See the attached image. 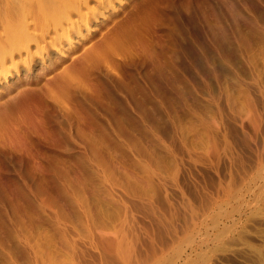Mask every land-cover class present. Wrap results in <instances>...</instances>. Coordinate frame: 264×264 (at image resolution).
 I'll list each match as a JSON object with an SVG mask.
<instances>
[{
    "label": "rangeland",
    "instance_id": "374dc122",
    "mask_svg": "<svg viewBox=\"0 0 264 264\" xmlns=\"http://www.w3.org/2000/svg\"><path fill=\"white\" fill-rule=\"evenodd\" d=\"M102 1L0 0V264H264V0Z\"/></svg>",
    "mask_w": 264,
    "mask_h": 264
},
{
    "label": "bare ground",
    "instance_id": "6f19581e",
    "mask_svg": "<svg viewBox=\"0 0 264 264\" xmlns=\"http://www.w3.org/2000/svg\"><path fill=\"white\" fill-rule=\"evenodd\" d=\"M101 1H102V0H101ZM100 3H103V1L100 2ZM102 7H103L102 5H99V6L95 7L94 10H93V9L91 10V13H94L95 15L101 13V12H102ZM86 20H87L86 17L83 18V21H86ZM90 30H91V29H90ZM68 41H69V40H68ZM6 76H7V77L10 76V73L7 72L6 75H4V77H6Z\"/></svg>",
    "mask_w": 264,
    "mask_h": 264
}]
</instances>
